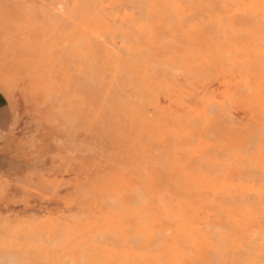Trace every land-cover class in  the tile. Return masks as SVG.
Masks as SVG:
<instances>
[{"label":"bare ground","instance_id":"obj_1","mask_svg":"<svg viewBox=\"0 0 264 264\" xmlns=\"http://www.w3.org/2000/svg\"><path fill=\"white\" fill-rule=\"evenodd\" d=\"M71 1L86 24L78 41L70 45L65 39L61 64L51 74L59 78L63 106L74 113L85 108L109 142L126 143L132 166L124 175L113 172L96 181L92 212L48 232L44 264H122L121 256L126 262L134 256L127 242L116 250L111 242L114 223L116 229L121 223L119 208H112L113 199L125 193L116 187L121 180L132 195L131 181L140 183L141 194L159 188L144 182L168 181L199 183L175 189L228 193L245 182L246 191L264 196V0H152L139 19L124 8L116 12L107 0ZM115 37L119 49L106 43ZM208 82L218 84V93L192 96L194 86ZM0 86L6 84L0 80ZM230 103L248 114L240 129L227 118L216 120ZM217 210L227 216L229 232L219 219L211 225L212 215L198 207L178 212L170 228L145 217L139 227L148 233L141 264H183L190 248L205 249L218 264H238L233 250L247 255L254 241L235 217L251 209L231 203ZM242 232L245 245L238 241ZM245 258L241 264H255Z\"/></svg>","mask_w":264,"mask_h":264},{"label":"rangeland","instance_id":"obj_2","mask_svg":"<svg viewBox=\"0 0 264 264\" xmlns=\"http://www.w3.org/2000/svg\"><path fill=\"white\" fill-rule=\"evenodd\" d=\"M107 1L116 12L124 8L139 19L152 0ZM79 9L71 0H0V80L6 84L0 86V91L7 98L12 115L9 129L0 134V264H44L48 232L62 229L73 218L92 212L97 197L92 188L96 181L113 172L124 175L127 167L132 166L126 143L114 139L109 142L85 108L76 107L74 113L72 107L63 106L64 100L57 90L59 78L51 74L61 64V55L68 45L65 39L70 40V45L78 41L80 25L86 24ZM106 43L119 49L120 38L106 39ZM76 61L75 58L70 64ZM178 78L185 82L182 75ZM217 87L215 82L198 84L191 89L192 96L206 91L216 94ZM160 100L164 104V99ZM224 110L216 120L227 118L236 129L247 123L248 114L238 103L226 104ZM124 182L121 180L116 187L125 193L112 203L113 209L119 208L121 223L118 230L114 223L111 242L115 250L127 242L133 247L134 256H128V262L121 256L122 264H141V248L148 233L139 227L145 217L153 225L170 228L178 212L198 207L212 215L211 225L219 219L229 232L227 216L217 207L231 203L247 204L251 209L249 214L240 210L235 218L244 223L246 234L252 235L254 241L248 256L245 251L233 250L238 253L234 258L238 264L245 257L252 258L255 264H264V196L246 191L242 188L245 182L233 184L237 188L228 190L231 193L171 188H193L199 185L195 182H144L159 188L141 194L140 183L131 181L127 185L134 189V195L126 191ZM250 185L255 189L257 180ZM153 230L155 237L159 236V229L153 226ZM241 234L238 241L245 245L244 232ZM166 235L170 245L171 232L166 231ZM189 253L183 264H218V259L205 249L190 248Z\"/></svg>","mask_w":264,"mask_h":264},{"label":"crops","instance_id":"obj_3","mask_svg":"<svg viewBox=\"0 0 264 264\" xmlns=\"http://www.w3.org/2000/svg\"><path fill=\"white\" fill-rule=\"evenodd\" d=\"M11 122L12 115L8 100L0 91V134L9 129Z\"/></svg>","mask_w":264,"mask_h":264}]
</instances>
